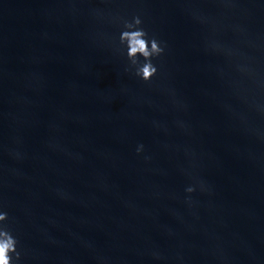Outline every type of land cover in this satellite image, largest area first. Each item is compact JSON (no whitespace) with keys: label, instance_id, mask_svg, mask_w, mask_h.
<instances>
[{"label":"water","instance_id":"1","mask_svg":"<svg viewBox=\"0 0 264 264\" xmlns=\"http://www.w3.org/2000/svg\"><path fill=\"white\" fill-rule=\"evenodd\" d=\"M0 211L14 264H264V0H0Z\"/></svg>","mask_w":264,"mask_h":264},{"label":"clouds","instance_id":"2","mask_svg":"<svg viewBox=\"0 0 264 264\" xmlns=\"http://www.w3.org/2000/svg\"><path fill=\"white\" fill-rule=\"evenodd\" d=\"M142 21L139 16H134L131 21H125L124 27L119 34V40L126 46V57L132 65H137L135 75L143 81H149L157 72L156 66L153 64V58L159 57L165 51L162 42L158 41L154 36L149 37L148 33L139 27ZM142 60V62H141ZM238 70L243 75L253 76L254 68L250 58L240 65ZM144 149V145L140 144L136 147V152L140 153ZM147 159V157H145ZM201 191L206 190L203 182H200ZM198 185L195 182L187 184L184 188V201L192 203L193 193L197 192ZM7 213L0 211V222L6 221ZM17 239L12 235L11 231L4 224H0V264H14V260H18L20 252L17 250Z\"/></svg>","mask_w":264,"mask_h":264}]
</instances>
